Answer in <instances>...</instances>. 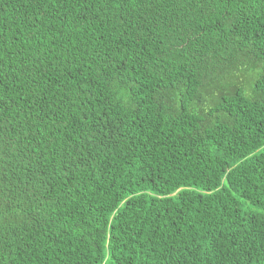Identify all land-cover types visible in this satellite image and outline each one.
Masks as SVG:
<instances>
[{"label":"trees","instance_id":"16d2710c","mask_svg":"<svg viewBox=\"0 0 264 264\" xmlns=\"http://www.w3.org/2000/svg\"><path fill=\"white\" fill-rule=\"evenodd\" d=\"M0 264H264V0H0Z\"/></svg>","mask_w":264,"mask_h":264}]
</instances>
